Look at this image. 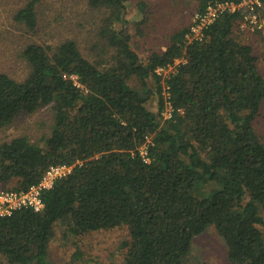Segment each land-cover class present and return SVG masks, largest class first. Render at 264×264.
<instances>
[{"label": "trees", "instance_id": "obj_1", "mask_svg": "<svg viewBox=\"0 0 264 264\" xmlns=\"http://www.w3.org/2000/svg\"><path fill=\"white\" fill-rule=\"evenodd\" d=\"M126 1L89 0L110 11L103 30L115 54L107 67L67 40L27 45L22 81L0 73V128L44 107L53 119L43 146L25 136L0 144V184L27 190L50 166L81 162L42 192L41 212L0 218V256L8 264H53V228L66 222L74 236L125 227L123 264H185L193 238L213 225L232 264H264V142L253 130L264 77L252 47L232 37L238 15L217 18L202 41L188 44V29L179 30L143 62L125 31ZM195 1L201 13L211 0ZM40 2L28 0L14 19L33 30ZM177 59L184 62L164 79L173 114L162 120L155 70ZM149 79L156 113L146 107Z\"/></svg>", "mask_w": 264, "mask_h": 264}, {"label": "rangeland", "instance_id": "obj_2", "mask_svg": "<svg viewBox=\"0 0 264 264\" xmlns=\"http://www.w3.org/2000/svg\"><path fill=\"white\" fill-rule=\"evenodd\" d=\"M27 2L0 0V73L22 81L29 73V67L21 57L27 45L55 47L67 40L74 41L83 57L100 68L112 63L115 52L103 30L105 18L110 14L108 8L93 7L89 0H41L36 6V26L29 30L14 19ZM196 13L195 0H127L122 17L125 31L131 38V47L144 62L153 52H163L172 34L188 29ZM232 37L252 47L259 73L264 77V33L242 29L237 22ZM130 85L139 88L134 80L130 81ZM147 86L152 94L146 107L156 113L158 96L154 81L149 79ZM52 123L49 107L33 114H22L11 125L0 128V144L25 136L30 142L43 146L42 140L49 136ZM253 130L264 142V99L253 122ZM14 185L15 181L3 183L0 189ZM261 216L263 226L258 228L263 230L264 213ZM128 240L125 227L74 236L70 234L66 222H57L48 245V259L53 264H123L126 254L123 245ZM0 264L8 263L0 256ZM185 264H232L227 257V248L213 225L193 238Z\"/></svg>", "mask_w": 264, "mask_h": 264}, {"label": "built area", "instance_id": "obj_3", "mask_svg": "<svg viewBox=\"0 0 264 264\" xmlns=\"http://www.w3.org/2000/svg\"><path fill=\"white\" fill-rule=\"evenodd\" d=\"M264 0H211L201 13H196L188 32L185 34L186 43L202 41L205 29L217 18L224 14L238 15V23L242 29L251 32L264 33ZM184 62L182 59L174 60L173 64L157 68L155 74L161 77L162 96L164 98V109L161 117L164 120L171 119L173 106L170 101L168 87L164 81L169 74L175 71V67ZM141 156L144 162L146 157V146L141 148ZM81 165L76 162L72 165L61 164L50 166L42 175L40 181L27 190L0 189V218L9 217L13 212L21 209H29L35 213L43 210L44 204L41 194L53 187L55 182L65 179L70 175L75 166Z\"/></svg>", "mask_w": 264, "mask_h": 264}, {"label": "crops", "instance_id": "obj_4", "mask_svg": "<svg viewBox=\"0 0 264 264\" xmlns=\"http://www.w3.org/2000/svg\"><path fill=\"white\" fill-rule=\"evenodd\" d=\"M244 43V42H243ZM248 45V43H246Z\"/></svg>", "mask_w": 264, "mask_h": 264}]
</instances>
